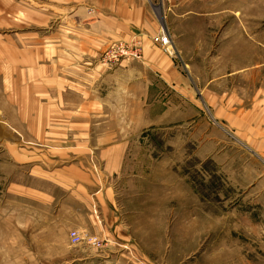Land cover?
Segmentation results:
<instances>
[{"label": "rangeland", "instance_id": "rangeland-1", "mask_svg": "<svg viewBox=\"0 0 264 264\" xmlns=\"http://www.w3.org/2000/svg\"><path fill=\"white\" fill-rule=\"evenodd\" d=\"M126 1L0 0V116L18 130L8 126L0 158H35L52 172L82 169L97 179L85 177V188L115 193L105 220L96 200L97 214L83 205L74 214L71 192L44 208L6 196L0 185V264H264V96L251 90L264 82V66L245 76L264 62V0H136L158 16L155 27L137 37L140 60L108 65L105 51L131 39L102 37L109 11ZM163 30L172 38L170 54L151 41ZM88 47L95 53H83ZM164 61L181 80L161 77ZM133 62L147 70L145 83L138 75L130 84L122 74L103 75ZM17 68L21 80L36 70L44 81L21 85L30 101L4 94L1 82L9 88ZM237 85L245 95L224 96ZM32 92L53 99L35 100ZM51 104L68 122L83 123L84 133L67 136L91 148H53L72 143L42 132ZM121 142L128 143L124 164L107 178L104 146ZM1 161L8 184L15 164ZM73 231L106 244H73Z\"/></svg>", "mask_w": 264, "mask_h": 264}, {"label": "crops", "instance_id": "crops-1", "mask_svg": "<svg viewBox=\"0 0 264 264\" xmlns=\"http://www.w3.org/2000/svg\"><path fill=\"white\" fill-rule=\"evenodd\" d=\"M142 5L143 4H141V2L138 3L136 0H128L126 2H122V4L119 5L120 7L114 8L113 12L109 11V14H111L112 16H108L107 18L108 20L106 21L107 23L106 28L108 31L102 37L115 38L117 36L118 38H128V37L130 38L136 35L140 39L146 38L149 35L147 33L148 30L149 29L151 30L155 27L156 21L154 19H156V17L158 16H156L155 13H151L152 11L148 10L145 5L144 6ZM111 6L112 4H109L110 10L112 9ZM106 9H108V7H105V10ZM106 14H108V12ZM149 49L148 48L146 49L144 61H142V63L145 62L146 56H147L146 62L148 59H152V57L148 58ZM92 51L93 53H95L94 50H91L90 47H88L87 49L83 50V53H90ZM156 62H159V61H156ZM142 63H137V62L127 63V64H124L123 67L117 69V71L111 72L110 74L106 73L103 75L106 76V79H109V77L114 78L122 74L125 77H129V80L132 78V76L138 75L139 77H141L139 79L144 80V83H145L146 78H147V70L145 72H142L143 68H145L142 65ZM162 64L164 65V67L161 72L162 73L161 77L166 76L168 78L170 77V79H173L175 77L176 79L181 80V76L177 70L178 69L177 67H175L174 65L172 66V64H170L168 61H164ZM255 66L259 68H255ZM261 66H264V62H259L255 64L253 66L255 68L253 69V72H250V69H246L247 68L246 67L245 68L246 78L249 73L250 74L252 73V75H254L253 73L256 69H262L263 67ZM93 69L98 70L99 68L94 67ZM137 70H140V72H137ZM27 72H29L28 69L23 71V73H27ZM33 73H35L34 75L35 78L32 77V78L26 79L25 77L21 80L20 78L21 70L17 68L15 71H13L10 74L11 76L10 81H6V84L9 88H5V84L1 82L4 94L8 96H20L21 91L23 92V88L21 89V85H24V84L27 85L28 82H31V84H36V83L44 84L43 79H40L37 77L36 70H33ZM235 73L236 74L240 73V70L235 71ZM100 78H101V75H98L97 80L95 82H98ZM94 79L96 78L93 77L92 85L94 84ZM50 80L53 81L52 79ZM129 80H126V82L130 84L131 80L130 81ZM59 83L63 84L65 83V81L60 80ZM251 90L253 92V96H260V97L264 96V82L262 83V85L261 83H259L258 85H255ZM128 91H130V89H128ZM239 92L243 95L246 94V90H242V88L238 87L237 85L236 88L233 87L232 92L229 95L226 94L224 96H239ZM33 95H35L34 92H32V98L35 100L37 99L41 101L43 99L44 100L53 99L51 96H33ZM30 97L31 96H26V98H21L20 96L19 98L21 100L27 99L28 101H30ZM91 99L93 100L96 99L97 101H99L98 97L89 98V96L87 97L85 96L84 102L91 100ZM259 102L261 106L264 108V97L260 99ZM256 103H257V100L255 99L251 107L252 109L250 110L251 112H254L255 110H257ZM49 108L51 109V111L45 110L46 118H41V124L44 126V128L42 129V132L48 135L50 134L51 137H55V135H62L59 143L66 144L67 141L72 143L71 146H68V143H67V145H60L58 147L54 146L53 148L64 150V151L78 149L79 147L84 148V149L91 148L90 146H88L87 143L74 142L75 140H70L69 137L67 136V134L70 133L69 132L70 129L71 131L76 132V133L83 132L82 122L80 123L68 122L66 116L64 115L65 113L64 111L62 112V114H60L61 111L55 109V106L53 104L49 105ZM219 109H215L213 111L215 120H217V117L215 116L220 115ZM28 119H31V116H28ZM246 121L248 123L251 122L250 119ZM27 122L30 123V121H27ZM8 126L9 124L7 122H4L2 120V117L0 116V143L1 145L3 144L4 138H7L8 133L10 132ZM10 126L9 127L12 128V130H14L15 132H18V130L15 127H13L12 125ZM69 126H73V127L69 128ZM127 145H128L127 142H121L120 144H117V145L116 143H114V144L104 146V148H106L109 152L108 155L105 154V156L104 154H102V158L105 161L104 164L108 172V173H105L106 177L108 175H114L118 170L121 169V166L124 164V151L122 150L126 149ZM260 145L258 144L257 148H260ZM261 147H263L262 148L263 151H261L260 154L264 155V146H261ZM0 159L2 160L0 161L3 164L4 162L11 163L13 166L15 164V166L13 167L15 168V172L14 171L12 172L11 180L8 184L3 183V182H7L6 176L8 174H5V173L0 174V185L2 186L1 189L3 192L5 191L4 194L6 196L8 197L15 196L17 200H19V196L20 197L24 196L32 204L37 203L39 205H43L44 208H48L55 201H57V204L61 202V192L62 191L66 193L71 192L70 197L73 196V198H70V200L69 201L67 200V201L73 203V207L74 206L76 207V205H80V206L83 205L84 207L87 206L86 207L87 209V208H90L93 202L96 200L97 203L99 204V208H100L99 210L102 213V218L106 220L104 216L105 209H106L105 207L108 204H112V200L115 196V193H114V190L110 189V187H107V186H106L107 188L101 186L94 190L85 188L83 184V181L85 179L89 178L87 180H90V179L94 181L97 180L94 174L84 173L82 169H80L81 171H71V170H68V167H60V168H57L55 171L53 170L52 172V168L50 169V165L48 164V162L41 161L35 158L25 160V159H21V157L19 156L17 157L11 156L9 158L11 162H9L8 158L6 159L0 158ZM21 165L27 166L26 167L27 173L24 174L23 176V177H27V181L23 182V184L20 183L21 179L19 178L20 175H18ZM84 189L86 190V192H84ZM12 202L16 204L15 201H12ZM74 209L75 210H72V212L74 214H78V207ZM88 213L90 214L91 212L88 211ZM100 227H103V226H100ZM100 229L102 228H99V230Z\"/></svg>", "mask_w": 264, "mask_h": 264}, {"label": "built area", "instance_id": "built-area-1", "mask_svg": "<svg viewBox=\"0 0 264 264\" xmlns=\"http://www.w3.org/2000/svg\"><path fill=\"white\" fill-rule=\"evenodd\" d=\"M151 41L154 44L159 45L162 50L168 54L172 52L173 44L172 38L168 32L165 30L156 33L152 36ZM141 46L137 36L131 37L128 41H123L118 44L114 43L113 45L105 51L104 55L102 56V61L105 64L111 65L114 63L119 62L121 59L125 61L130 60H140L142 57ZM93 211L95 214L98 213L96 203L92 205ZM71 241L73 244H79L80 242L86 240L92 247L96 249H101L106 243L104 239H100V237H87L85 235L79 234L78 231L71 232Z\"/></svg>", "mask_w": 264, "mask_h": 264}]
</instances>
